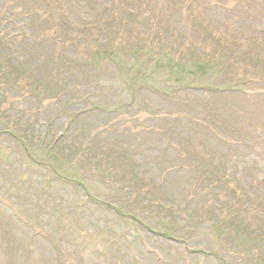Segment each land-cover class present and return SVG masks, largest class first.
I'll return each instance as SVG.
<instances>
[{
	"label": "rangeland",
	"instance_id": "rangeland-1",
	"mask_svg": "<svg viewBox=\"0 0 264 264\" xmlns=\"http://www.w3.org/2000/svg\"><path fill=\"white\" fill-rule=\"evenodd\" d=\"M0 264H264V0H0Z\"/></svg>",
	"mask_w": 264,
	"mask_h": 264
}]
</instances>
